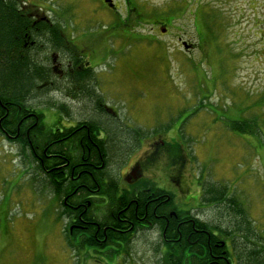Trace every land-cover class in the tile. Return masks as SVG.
<instances>
[{
	"label": "rangeland",
	"instance_id": "374dc122",
	"mask_svg": "<svg viewBox=\"0 0 264 264\" xmlns=\"http://www.w3.org/2000/svg\"><path fill=\"white\" fill-rule=\"evenodd\" d=\"M18 1L27 3L31 13L41 8L75 38L72 44L93 53V59L86 55L94 69L89 89L83 92L70 83L72 68L64 76L52 71L49 88L39 89L33 105L45 123L55 124L57 105L70 110L62 125L105 122L100 100L91 96L99 94L127 134L133 129L145 133L141 144L133 139L138 152L126 167L114 159L109 166L122 186L133 165L158 145L177 146L180 152L173 155L183 158L162 153L146 159L144 179L174 194L180 210L192 208L196 217L224 230L239 218L227 205L202 204L201 188L227 187L254 222L249 241H235L242 255L237 262L250 264L249 252L264 247V0H138L145 19L113 29L107 15L92 16L93 0ZM41 53L38 60L48 58L51 68L53 56L57 65H68V58L55 50ZM237 121L244 128L253 125L252 132L235 130ZM117 138L131 146V135ZM26 163L19 146L0 137V264H110L103 254L92 251L85 258L84 251L67 247L69 219L61 218L63 208L48 181L39 171L28 173ZM176 170L185 187L180 195ZM132 240L133 261L120 255L112 264H165L160 232L141 230Z\"/></svg>",
	"mask_w": 264,
	"mask_h": 264
},
{
	"label": "trees",
	"instance_id": "16d2710c",
	"mask_svg": "<svg viewBox=\"0 0 264 264\" xmlns=\"http://www.w3.org/2000/svg\"><path fill=\"white\" fill-rule=\"evenodd\" d=\"M26 7L30 8L18 0H0V137L19 146L28 173L39 171L48 181L54 200L63 208L61 218L69 219L64 232L67 247L77 254L84 251L85 258L92 251L103 254L110 264L120 255L133 261L129 257L134 235L154 229L162 237L165 264L238 261L242 255L238 256L235 241L239 237L249 241L255 226L243 205L227 193V187L203 185L200 198L202 204L211 207L227 205L239 218L235 227L224 230L196 217L192 208L180 210L174 194L144 179V163L133 165L136 169L126 175V185L122 186L121 179L111 174L113 159L123 162L120 168L126 167L138 152V147L133 148L134 140L141 144L145 133L140 129L130 131L132 143L127 148L124 140L117 138L128 135L126 130L117 114L102 105L99 94L91 91V96L100 100L98 110L106 117L105 122L85 120L69 125L68 121L62 125L63 115L69 119L70 110L67 105H57L55 124L45 123L43 113L33 105L37 104L39 89L49 88L46 84L52 80L48 58L38 60L41 51L55 50L73 60L75 66H81L86 57L63 35L60 24L37 22ZM90 73L93 71L76 70L75 77H79L70 78V83L79 85L84 92L94 82ZM87 77L89 80H84ZM238 122L235 130L252 132L249 128L253 125L246 129ZM165 152L175 156L173 153L180 150L174 145ZM138 169L141 170L135 174ZM249 255L250 264H264V247L253 249Z\"/></svg>",
	"mask_w": 264,
	"mask_h": 264
},
{
	"label": "flooded vegetation",
	"instance_id": "af4514ba",
	"mask_svg": "<svg viewBox=\"0 0 264 264\" xmlns=\"http://www.w3.org/2000/svg\"><path fill=\"white\" fill-rule=\"evenodd\" d=\"M94 3V9L91 8L92 11V16L94 15V13L99 16V17H103L102 14L107 15L108 17H110L112 24L110 25L111 29H113L114 25H121L124 27H128V23H132L130 26L134 27L135 24H140L142 22V20L145 19V16L143 13H141L140 9H141V4L138 2V0H111V3L113 6H110V4L106 3V0H93ZM25 10L30 13V16L36 17L35 20L37 22H46L48 24H52V21L49 20V18H44L41 17L42 14H38V13H31L29 10V7H26ZM90 11V12H91ZM129 26V27H130ZM166 32V30H164ZM70 35V34H69ZM66 36L68 37V35L66 34ZM74 47H76V51L81 54L84 55L86 57V55H88V57L90 56L91 59H93L92 56V52L91 54H89V52L86 50L88 49V47H80L77 43L76 44H72ZM189 49H193V47L191 46V48ZM88 52V53H87ZM61 56V53L59 54ZM87 58V57H86ZM57 59L56 57L54 58L53 56V68L52 71L55 73L58 72L60 76H64L65 73L67 71H70L72 68V71H76V70H85V71H89L92 70V68L90 67V63H88L87 59H84V63L78 66H75L73 64V60L68 59V65L65 66L63 65V63L61 62L60 64L56 63ZM54 69V70H53ZM69 69V70H68ZM71 73V71H70ZM47 85V84H46ZM48 86V85H47ZM162 146H165V143H162ZM158 144H156L155 146H157ZM160 146L158 145L156 147L157 151H155L154 153H152L151 155H149L146 159L152 160L153 158L157 157L158 155L162 154V153H166L164 152L166 148H159ZM171 146H169L168 148H170ZM167 148V149H168ZM162 149V150H161ZM180 150V149H179ZM176 159V161H178L180 158L182 159L183 157H176V156H172ZM145 161H140L141 163H145ZM172 159V158H171ZM139 163V162H138ZM182 165V164H181ZM184 165H182L183 167ZM176 172L178 173V183L177 185L179 186V190L180 192L182 191L183 193H185V187L182 185V180H183V175L181 173V171L176 170ZM178 195L179 191H178ZM237 264V260L235 259V263Z\"/></svg>",
	"mask_w": 264,
	"mask_h": 264
},
{
	"label": "water",
	"instance_id": "95a60500",
	"mask_svg": "<svg viewBox=\"0 0 264 264\" xmlns=\"http://www.w3.org/2000/svg\"><path fill=\"white\" fill-rule=\"evenodd\" d=\"M106 3H107V4H110V6H113L112 3H111V0H106ZM185 45H187V44H185ZM185 47H186V46H185ZM186 49H188V47H186Z\"/></svg>",
	"mask_w": 264,
	"mask_h": 264
}]
</instances>
